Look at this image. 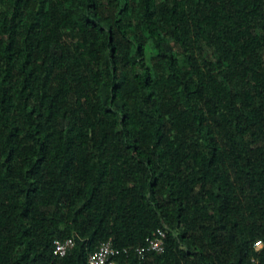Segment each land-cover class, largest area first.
Here are the masks:
<instances>
[{
    "label": "trees",
    "instance_id": "16d2710c",
    "mask_svg": "<svg viewBox=\"0 0 264 264\" xmlns=\"http://www.w3.org/2000/svg\"><path fill=\"white\" fill-rule=\"evenodd\" d=\"M105 241L264 264V0H0V264Z\"/></svg>",
    "mask_w": 264,
    "mask_h": 264
},
{
    "label": "built area",
    "instance_id": "2783aa9c",
    "mask_svg": "<svg viewBox=\"0 0 264 264\" xmlns=\"http://www.w3.org/2000/svg\"><path fill=\"white\" fill-rule=\"evenodd\" d=\"M166 232L164 229H158L154 236L146 242V244L136 248V252L142 257L146 253L155 252L163 253L165 251ZM75 246V239L68 237L65 239H56L53 242V251L55 257L66 256ZM263 242L255 243V249L260 250ZM118 250L112 241L101 243L98 248L88 257V264H128L125 261L117 259ZM53 264V262L51 263ZM250 264H260L257 257L251 259Z\"/></svg>",
    "mask_w": 264,
    "mask_h": 264
}]
</instances>
